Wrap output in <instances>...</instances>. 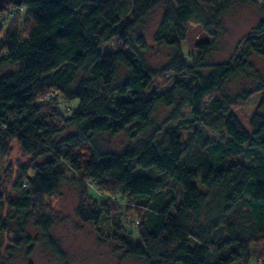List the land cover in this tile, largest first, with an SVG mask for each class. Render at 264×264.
I'll use <instances>...</instances> for the list:
<instances>
[{"label": "trees", "instance_id": "16d2710c", "mask_svg": "<svg viewBox=\"0 0 264 264\" xmlns=\"http://www.w3.org/2000/svg\"><path fill=\"white\" fill-rule=\"evenodd\" d=\"M226 1H6L0 70H14L0 75V159L17 152L26 160L14 195L4 196L0 179V231L12 235L0 264L29 243V220L64 258L51 234L58 215L44 205L59 193L65 167L82 183L79 219H107L125 256L144 264H251L264 256V76L250 60L264 58V17L231 60L209 62V42L197 44L191 62L182 48L190 24L218 36ZM254 1L264 14V1ZM159 5L153 41L171 57L153 68L140 55L146 37L134 32ZM108 42L113 49L101 52ZM168 72L175 77L161 87L156 80ZM238 76L253 86L226 94ZM257 95L245 125L235 107ZM160 106L170 113L156 126ZM122 132L132 142L121 150L99 142ZM134 214L138 240L125 227Z\"/></svg>", "mask_w": 264, "mask_h": 264}, {"label": "rangeland", "instance_id": "374dc122", "mask_svg": "<svg viewBox=\"0 0 264 264\" xmlns=\"http://www.w3.org/2000/svg\"><path fill=\"white\" fill-rule=\"evenodd\" d=\"M227 7L222 17V29L217 37L208 35L200 25L190 24L186 39L183 43V52L188 62H191L197 55V44L209 42V62L227 61L233 59L234 53L239 52L242 47L243 37L251 32L258 21L264 17L259 3L254 0H227ZM163 5L156 7L143 22L136 28L134 35L142 33L148 42V48L140 52L146 63L157 68L166 63L171 57V51L165 46H158L153 41V35L161 20ZM8 19L5 15L0 16V26H7ZM135 39V36H133ZM113 49V44L108 42L100 47V51ZM254 68L264 76V58L257 55L251 56ZM14 70V67L7 66L0 70V75L6 71ZM83 75V72L82 74ZM175 75L172 72L166 73L156 81L161 87L171 85ZM253 81L247 77H233L224 86V92L235 95L243 88L253 86ZM259 96H253L248 102L235 107V111L241 121L246 125L252 115ZM77 104L76 100L68 102L71 108ZM170 109L160 106L155 117V125L160 126L163 120L169 115ZM149 133V132H148ZM147 134V133H146ZM104 148L121 150L132 141L125 132L115 136L107 134L99 138ZM26 158L17 152L11 156L0 159L1 189L4 196H11L16 193L13 182L17 175L18 165L25 162ZM66 180L62 183L58 194L45 199L44 210L52 212L58 219L51 228V234L58 242L64 258H58L47 247L41 231L34 225L32 220L27 223V234L30 241L23 249L14 255L6 264H144L141 260L125 256L119 247L118 241L114 238V231L111 223L104 219L100 223H84L76 212L82 194V183L79 174L65 167ZM199 184V182L197 181ZM89 192L93 198L100 200V193L97 191L94 182L88 183ZM202 188V187H201ZM203 189V188H202ZM126 202L125 198H121ZM7 207L0 199V213L5 215ZM138 216L133 215V223H125L127 230H131L135 240H138L136 223ZM14 229V222H11ZM12 235L0 231V254L5 256V248L11 243ZM30 248V249H29ZM28 249L30 250L28 252ZM251 264H264V256L255 258Z\"/></svg>", "mask_w": 264, "mask_h": 264}, {"label": "water", "instance_id": "95a60500", "mask_svg": "<svg viewBox=\"0 0 264 264\" xmlns=\"http://www.w3.org/2000/svg\"><path fill=\"white\" fill-rule=\"evenodd\" d=\"M7 0H0V8H3Z\"/></svg>", "mask_w": 264, "mask_h": 264}, {"label": "built area", "instance_id": "2783aa9c", "mask_svg": "<svg viewBox=\"0 0 264 264\" xmlns=\"http://www.w3.org/2000/svg\"><path fill=\"white\" fill-rule=\"evenodd\" d=\"M262 1H264V0H262ZM56 94H57L56 92H53V93H52V96H55Z\"/></svg>", "mask_w": 264, "mask_h": 264}]
</instances>
